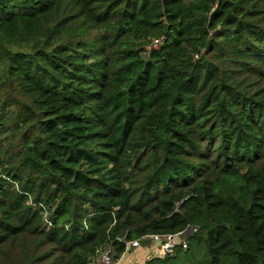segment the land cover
<instances>
[{
    "label": "trees",
    "instance_id": "trees-1",
    "mask_svg": "<svg viewBox=\"0 0 264 264\" xmlns=\"http://www.w3.org/2000/svg\"><path fill=\"white\" fill-rule=\"evenodd\" d=\"M188 226L264 264V0H0V264Z\"/></svg>",
    "mask_w": 264,
    "mask_h": 264
},
{
    "label": "rangeland",
    "instance_id": "rangeland-1",
    "mask_svg": "<svg viewBox=\"0 0 264 264\" xmlns=\"http://www.w3.org/2000/svg\"><path fill=\"white\" fill-rule=\"evenodd\" d=\"M146 239L148 240L141 242L139 247L129 248L131 251H134L135 249L136 251L131 252L128 249L126 252H124V255H121L122 257L116 259L119 260L117 264H132L135 262H141V264H143L147 258L150 259L152 257H161L170 250L171 240L163 239V237L160 239L153 237L151 239ZM142 250L143 252H141ZM136 253H138V255ZM177 253L184 254V251L181 250Z\"/></svg>",
    "mask_w": 264,
    "mask_h": 264
},
{
    "label": "built area",
    "instance_id": "built-area-1",
    "mask_svg": "<svg viewBox=\"0 0 264 264\" xmlns=\"http://www.w3.org/2000/svg\"><path fill=\"white\" fill-rule=\"evenodd\" d=\"M161 42L160 39H156L153 41V46L159 45ZM162 235H147L146 238L151 239L153 238H158L160 239ZM163 239L166 240H171L170 244L172 245L173 240L170 237L171 235H163ZM118 240L124 242L125 244V251L126 252L129 248H135L139 247L140 241L139 240H132V241H125L124 238H117ZM186 239V238H184ZM183 239V240H184ZM182 240V241H183ZM114 249L110 244H105L101 245L97 250L96 253L94 254L93 257L90 258V260L86 264H116L117 260L114 259ZM124 252L122 253V256L124 255ZM120 256V257H122Z\"/></svg>",
    "mask_w": 264,
    "mask_h": 264
},
{
    "label": "water",
    "instance_id": "water-1",
    "mask_svg": "<svg viewBox=\"0 0 264 264\" xmlns=\"http://www.w3.org/2000/svg\"><path fill=\"white\" fill-rule=\"evenodd\" d=\"M196 229L197 227L193 228L192 226H188L184 231L171 235L170 237L172 238L173 243L170 246V249L172 250L174 245L179 244L184 238H187L191 230L195 231ZM161 237H164V236H161Z\"/></svg>",
    "mask_w": 264,
    "mask_h": 264
},
{
    "label": "crops",
    "instance_id": "crops-1",
    "mask_svg": "<svg viewBox=\"0 0 264 264\" xmlns=\"http://www.w3.org/2000/svg\"><path fill=\"white\" fill-rule=\"evenodd\" d=\"M129 250L131 251V249H129ZM134 251H136V249H135ZM134 251H131V252H134ZM141 252H143V250H142ZM136 254L138 255V253H136ZM146 260H148V258H147ZM146 260H145V261H146ZM118 261H119V260H117L116 264L118 263ZM136 263H138V262H136ZM139 264H141V262H140Z\"/></svg>",
    "mask_w": 264,
    "mask_h": 264
}]
</instances>
